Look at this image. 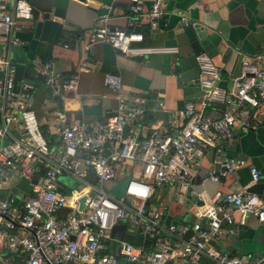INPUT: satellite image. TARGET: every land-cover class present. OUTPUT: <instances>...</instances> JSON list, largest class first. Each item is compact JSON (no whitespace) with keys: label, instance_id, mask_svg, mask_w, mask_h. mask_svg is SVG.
Masks as SVG:
<instances>
[{"label":"built area","instance_id":"built-area-1","mask_svg":"<svg viewBox=\"0 0 264 264\" xmlns=\"http://www.w3.org/2000/svg\"><path fill=\"white\" fill-rule=\"evenodd\" d=\"M165 4L157 0L147 9L144 0H129L126 28L111 26L112 7L102 4L105 12L97 16L89 39L80 46L78 72L90 70L87 60L98 44L123 56L172 51L142 45L140 25L156 28ZM32 17L30 0H0V264H203L205 259L208 264H264V255L245 261L211 244L223 226L233 222L235 212L264 221V196L218 190L206 199L189 190L195 197L193 220L169 223L161 196L168 189V198H180L205 149L216 148L221 139L232 141L235 127L246 121L249 110L264 105V53L258 62L242 60L230 91L217 85L220 73L213 60L203 52L197 54L202 107L187 101L175 116L183 123L173 133L153 129L145 135L126 131L128 123L141 119L146 110L142 100L127 98L118 74L103 76L104 85L116 93L113 115L69 120L63 103L66 93L77 91L78 73L63 80L52 58L36 56L31 60L34 75L57 104L51 110L41 107L49 118L45 131L31 96L22 94L28 85H17V66L11 58L21 44L16 23ZM180 20L192 25L184 14ZM206 103L221 109L207 116ZM216 160L219 170L210 173L211 181L239 165L234 159L220 161L218 148ZM135 166L138 174H126L120 194L104 188ZM248 168L252 181H257L259 170ZM13 176L25 180L27 190L7 184ZM62 178H71L74 188ZM121 224L140 238L139 244L114 234Z\"/></svg>","mask_w":264,"mask_h":264},{"label":"crops","instance_id":"crops-1","mask_svg":"<svg viewBox=\"0 0 264 264\" xmlns=\"http://www.w3.org/2000/svg\"><path fill=\"white\" fill-rule=\"evenodd\" d=\"M156 1L144 0V6L149 9ZM165 1L156 28H150L145 22L140 25L144 33L142 45L172 48V51L123 56L105 44H98L87 60L90 70L78 72L80 46L89 39L97 16L105 12L102 4L112 7L109 24L126 28L129 0H30L33 17L16 23L15 34L21 44L11 58L17 66V85L21 88L28 85L23 92L31 96L32 109L43 130L47 131L50 125L41 107L44 105L51 110L57 104L41 78L34 75L31 60L36 56L52 58L63 80L78 73L77 91L66 93L63 103L69 120L104 119L113 115L116 93L104 85L103 76L107 72L118 74L127 98L142 100L146 110L141 119L128 123L126 131L145 135L153 129L173 133L183 123L175 116L187 101L202 107L196 52L202 51L213 60L220 73L217 85L227 91L241 73L242 60L250 58L258 62V56L264 53V0ZM180 14L192 23L197 35L195 44L189 40ZM220 109L218 104L206 103L203 111L207 116H215ZM51 136L56 137L52 133ZM217 148L220 161L234 159L239 165L234 172L211 181L210 173L219 170ZM250 165L259 170L257 181H252ZM133 171L138 174L139 166L125 169L116 184L106 182L104 188L122 190L128 178L126 174L132 175ZM63 181L73 183L71 178H63ZM255 182L264 183V105L249 110L246 121L235 127L232 141L221 139L216 148L205 149L180 198L170 199L168 189L161 191L164 217L174 222L193 220L195 197L189 190L201 192L210 199L218 190H246ZM127 232L123 224L114 234L135 238L136 235ZM211 244L245 261L264 255V221L254 215L242 218L235 212L233 222L223 226L221 234ZM202 263L208 264V260Z\"/></svg>","mask_w":264,"mask_h":264},{"label":"water","instance_id":"water-1","mask_svg":"<svg viewBox=\"0 0 264 264\" xmlns=\"http://www.w3.org/2000/svg\"><path fill=\"white\" fill-rule=\"evenodd\" d=\"M185 32L187 33L189 40L195 44L197 42V35L195 33L194 28L191 25L186 26L185 27ZM14 52H15V49H13V53ZM199 53H202V51L196 52V55L199 54ZM22 94L25 95V96L27 95V93H25V92H22ZM12 190L15 191V188H13ZM246 191L247 192H252V193H257L259 195H263L264 194V183L255 182L249 188H247ZM83 201H84V198H81L80 201H79V203H80L79 204V209H81L83 207ZM170 220H171V218L168 217L166 219V223H169Z\"/></svg>","mask_w":264,"mask_h":264},{"label":"rangeland","instance_id":"rangeland-1","mask_svg":"<svg viewBox=\"0 0 264 264\" xmlns=\"http://www.w3.org/2000/svg\"><path fill=\"white\" fill-rule=\"evenodd\" d=\"M135 172V171H134ZM62 180H63V178H62ZM7 184H12V185H17L18 187H20V188H22V189H25V190H27V186H28V184H27V182L25 181V180H23L22 178H20V177H17V176H13L10 180H7ZM71 188H74V184L73 183H71ZM115 194H120L121 193V189H120V187H118V188H116L114 191H113ZM123 223H125V222H123ZM121 225H123V224H121ZM116 229V228H115ZM115 229L113 230V232H115ZM127 233H129V234H132V233H130V232H127ZM116 234H119L118 232H116ZM133 235V234H132ZM117 237L118 238H120V239H123V240H126V241H128V242H130L129 241V239H128V237L127 236H125V235H117ZM136 237V236H135ZM130 243H132V242H130ZM133 244V243H132ZM134 245H136V244H134Z\"/></svg>","mask_w":264,"mask_h":264},{"label":"trees","instance_id":"trees-1","mask_svg":"<svg viewBox=\"0 0 264 264\" xmlns=\"http://www.w3.org/2000/svg\"><path fill=\"white\" fill-rule=\"evenodd\" d=\"M129 241L132 242L133 244H139L140 243V238L139 237H135V238H130L128 237Z\"/></svg>","mask_w":264,"mask_h":264}]
</instances>
